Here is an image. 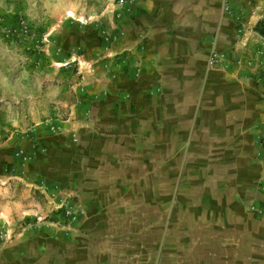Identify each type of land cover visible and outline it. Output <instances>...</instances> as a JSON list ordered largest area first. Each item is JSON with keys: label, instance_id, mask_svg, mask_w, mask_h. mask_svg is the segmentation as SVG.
I'll list each match as a JSON object with an SVG mask.
<instances>
[{"label": "crops", "instance_id": "1", "mask_svg": "<svg viewBox=\"0 0 264 264\" xmlns=\"http://www.w3.org/2000/svg\"><path fill=\"white\" fill-rule=\"evenodd\" d=\"M98 1L68 10L83 30L51 60L72 68L66 123L0 142V179L64 208L48 221L31 199L0 203V264H129L166 210L195 203L229 224L245 200L264 121V39L252 31L264 0Z\"/></svg>", "mask_w": 264, "mask_h": 264}, {"label": "rangeland", "instance_id": "2", "mask_svg": "<svg viewBox=\"0 0 264 264\" xmlns=\"http://www.w3.org/2000/svg\"><path fill=\"white\" fill-rule=\"evenodd\" d=\"M98 5V0H0V142L28 135L29 129L42 124L66 123L72 68L58 71L51 60L74 47L73 37L83 30L81 19H75L76 24L66 21L71 18L68 10ZM262 126L252 143L251 159L244 161L246 172L240 175L245 179V200L239 208L244 222L236 212L229 224L213 220L205 212L199 214L195 203L182 206L179 215H174V207L166 210L164 222L155 224L154 243L139 247L137 255L125 254L133 261L129 264H264V121ZM193 194L198 203L200 192ZM24 198L40 203L48 221L63 214V206L44 202L17 177L0 179V203Z\"/></svg>", "mask_w": 264, "mask_h": 264}, {"label": "built area", "instance_id": "3", "mask_svg": "<svg viewBox=\"0 0 264 264\" xmlns=\"http://www.w3.org/2000/svg\"><path fill=\"white\" fill-rule=\"evenodd\" d=\"M134 0H115L116 4L120 7H123V6H126V5H130L133 3ZM211 58H210V61H215L216 59V52H215V49H214V46L212 47V50H211Z\"/></svg>", "mask_w": 264, "mask_h": 264}, {"label": "trees", "instance_id": "4", "mask_svg": "<svg viewBox=\"0 0 264 264\" xmlns=\"http://www.w3.org/2000/svg\"><path fill=\"white\" fill-rule=\"evenodd\" d=\"M254 33H257L264 39V20H259L255 26L252 28Z\"/></svg>", "mask_w": 264, "mask_h": 264}]
</instances>
